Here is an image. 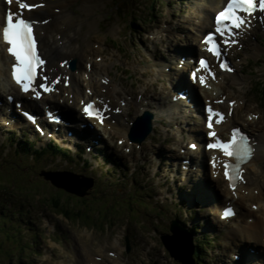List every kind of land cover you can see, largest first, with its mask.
Listing matches in <instances>:
<instances>
[{"label": "rangeland", "instance_id": "1", "mask_svg": "<svg viewBox=\"0 0 264 264\" xmlns=\"http://www.w3.org/2000/svg\"><path fill=\"white\" fill-rule=\"evenodd\" d=\"M50 1L53 2L54 0ZM161 1L162 4L159 0L152 3L150 0H75L68 8V12L70 11L77 19H81L85 22L83 23L80 21L81 29L78 32V41L82 44L85 38L91 40L92 52L87 51L86 53L92 57H103L104 62L107 63L104 69L99 68L100 63L95 59L94 81L96 82V91L100 95L109 98L112 104H114V99L105 95V91L99 88L97 80L99 79V75H107L111 81L116 82L122 89V92H119L117 96L130 104L132 103L131 107L129 106L130 119L135 115L134 99L136 95L142 89H146L148 88L147 86H149L148 78L141 76V72H143L147 66H158L160 64L158 60L163 56L169 57L165 53L167 48L174 49L175 51L179 45L187 47L188 43L193 41L191 34H187L189 26L185 23L187 22L189 13L191 14L194 9V0ZM163 2L165 3L164 5ZM180 4L186 8V11L180 18L173 19L170 10L174 12L175 7H179ZM169 5L172 7H169ZM149 6H152L151 10H148ZM152 13L153 17L149 20V16ZM164 16L165 19L170 18L172 21V28L176 29L177 32H174L168 39L160 42V35L162 33L161 28L165 29V26L161 25ZM134 19H136L137 22L134 27L130 28V22ZM180 24H183L182 29L177 28ZM89 26L93 29L88 30L90 28ZM129 29H132L133 32H130ZM135 30L137 32H135ZM165 30H167V28ZM253 37L254 35H252L248 41L253 39ZM112 44H114L115 48L112 47ZM250 44L252 45L246 46L245 50L242 49V51H239L240 58L238 61L234 62L240 67H243L244 60L248 59V55L250 56V53L253 52L251 48H255L256 43L253 45V43L250 42ZM174 53L175 52L172 54ZM253 61L254 62L251 63L249 60L251 64L248 65V68L245 70L243 68L240 71L237 70L240 77L237 82H233L231 78L232 75H225L224 77L221 76V83L218 82L217 86L218 89L221 90V95H224L228 90H233V92L237 93L241 98L240 109L238 112L234 111L232 113L234 119L246 114H256V116L259 115L258 120L255 123L247 121L249 127L264 129V99L258 96V91L256 92V87L253 83L254 79L258 80L264 78V52L257 56H253ZM251 68L256 71L255 76H247L248 69ZM159 69L162 70V67H159ZM186 80L185 77V81ZM158 87L159 86L156 88ZM150 88L151 89L146 91L147 98L151 97V90L154 89V85H151ZM156 90H154V95ZM259 99H261V101L258 103ZM68 110L74 111L73 108H68ZM194 121L195 120L192 119L190 124L198 127V121ZM22 123L21 118L14 127L20 125L30 127ZM122 123L124 125L126 122L122 121ZM7 129L8 127L0 129V137L5 135L6 131L4 130ZM24 135L29 136L30 139H35L34 134L29 128H27V133ZM98 136H101L100 139L104 142V144H101V150L104 152V156L106 157L111 154L113 159L117 161L115 162L107 156L105 166L107 169H110L112 173L107 177L106 182L101 183L97 190H95L96 183H94L93 190L89 196L84 198H76L66 192H64V194H66V197H64L60 192L58 196L61 200L64 199L63 203L65 206L63 207H67L65 212L69 216L68 218H63L60 210H58L62 209V207L54 208L51 205L54 204V202H51V204L48 203V198L50 199V197L52 198V196L57 195L55 192H57L58 189L51 186L48 181L39 177L38 186L41 187L39 192L42 195L36 193L38 195L37 197L31 196L33 200L32 203L26 202L22 207L28 212L31 211V216L34 221L33 225L28 226L27 232L29 233H26L28 236H22L16 240L8 239L5 232L10 231V235L13 236V229H9L10 226L7 227L5 223L2 222L7 220L5 218L6 216L2 219L0 218V264H8L11 260L16 264H81L86 256L85 252L100 255L95 251L100 248L104 249L105 252L114 251L119 254L122 253L121 264H178L169 257L165 249L160 246L161 244L159 245V233L147 223L148 227H146V229L137 230L136 233H134L135 228H138V226L140 227L142 223L141 221L138 223L139 209L150 215H156V211L151 206L138 202L132 194H130L131 199L129 203L125 201L128 194L127 188L130 186L133 178L138 180L143 186L153 184L159 187L167 198L173 200L175 210L182 220L187 223L189 219L191 225L198 227V233L194 235L195 241L198 242V237L201 236L205 228L212 233L211 243H213V248L210 249V244H207L210 251L207 254L208 256H205V258L209 259L208 263H213L214 259H225L229 257L227 252L230 244H228L229 241L225 236L231 231L230 224L232 222H219L217 218L218 208L221 205L219 202L224 198L222 185L219 186L215 184L214 181H208V179L205 178V182H207L209 186H212L215 191V193H212L213 196L210 202H207L205 205V202L195 200L194 189L190 187L194 186L193 181L195 180L192 178L186 184L181 181L180 184H175L171 176L176 175L172 170L170 171L169 178L153 177L156 171L160 172L162 176L169 170L170 163L166 160L168 159L171 161L174 156L178 155L177 151H175L177 149L176 144L182 140L186 143V139L178 140L179 134H176V137L172 139V143H165V137H161L159 134L157 136L154 135V138L152 137L153 141L149 140L140 146L141 152H138L139 149L134 148L131 157H128L124 155L125 152L123 154L122 151L119 150L120 148L118 145L111 144V141L106 139L107 134L104 129L101 130ZM169 137H172V135L167 136V138ZM113 142H115V139H113ZM33 145L40 148L46 144L40 140H36ZM66 146L65 144L64 148ZM8 147H11L13 150L14 144L9 141L0 145V152L1 150H4V153L7 152L6 149ZM61 147H63V145ZM69 147L72 148L71 146ZM10 152L12 151H9V154ZM145 154L149 156H147L146 161H144L143 157ZM85 156L89 155L86 153ZM97 157H99V155H97ZM71 158H67L64 155L61 156V158L52 156L50 162L53 164H51L50 167L60 170V167H64L67 164V160ZM87 158L94 163L96 174L99 175V167L100 165H104L105 160L97 159L96 156H89ZM69 161L72 162L73 160ZM162 162H165V165H163ZM113 173L120 176L125 175L127 178L124 181L113 180ZM147 179L150 180L147 181ZM141 180L147 183L144 185L141 183ZM44 185L50 187L46 188ZM104 187H108V192L105 194L101 193ZM168 188L169 192H167ZM48 192L51 193L45 195ZM147 192L152 193V188H148ZM199 192H202V190ZM68 196L73 197L72 201L67 198ZM110 196L120 199L111 198ZM139 197L140 196L137 195V198ZM15 198H17V196ZM80 200H83V203ZM145 200H147L148 203L153 202L151 198ZM5 201L6 202L1 201L0 211L2 212L5 211V207L7 208L9 204V200ZM65 202H71L72 204L66 205ZM156 203L160 205L163 204L161 195H158V201ZM166 205L168 204L166 203ZM166 215L169 216V213H163V217ZM121 221L128 224L124 225ZM252 221L254 222V216ZM117 222L118 225L116 226ZM155 228L161 229L159 224H156ZM125 230L130 231L127 234L129 235V240H132L136 234V237L131 242L128 253L125 252L124 248ZM31 235L35 236L34 249L40 251V253L38 255H31L28 260H21V258L27 259L29 252L27 250L21 251L18 249L19 246L16 243L23 244L24 241L31 242L32 239L29 237ZM242 235L245 234L242 233ZM182 236L185 239L184 235ZM241 238L243 243H245V237L243 236ZM156 239H158V241H155ZM245 246L249 248L248 245ZM28 247L30 248L31 245ZM11 250L15 251L12 253ZM10 254L20 255L21 258L17 257L16 259L11 258L8 260L7 256ZM252 258L253 260L250 261L251 264H259L257 257Z\"/></svg>", "mask_w": 264, "mask_h": 264}, {"label": "bare ground", "instance_id": "2", "mask_svg": "<svg viewBox=\"0 0 264 264\" xmlns=\"http://www.w3.org/2000/svg\"><path fill=\"white\" fill-rule=\"evenodd\" d=\"M75 0H54L53 2L50 0H28L29 3H33L36 5L31 10H24V14H30L32 15L37 23H35L36 27V35L39 40V48L43 55L47 58L48 63L46 65V69L43 71V75L47 76L48 78L54 75V77H59L60 82L55 83L54 89L50 90L48 92L41 91V95L39 98H36L34 95L33 97L38 99L39 102H30L26 100L27 96H22L17 91V85L15 82L10 78L9 76V68L10 64L12 63V58L7 54L5 46L0 42V97L3 98L6 94L10 93L12 91L14 95L16 96V99L19 100L21 105H23L26 108L32 107L36 104H39L43 106L44 104H50L51 100L54 99L55 95H58V101L61 111L67 112V109L65 108V105L67 103H71L75 108L79 107L78 103L81 100L90 99V92L86 91L85 94L82 93L81 88L83 85H85V89L89 88L92 89V86L94 85V61L89 58L87 51L92 52L91 50V40L89 39H83V43L80 44L78 41V32L80 31V21L85 23L81 19H77L76 16H74L70 11L68 12V8L74 3ZM46 2V4H45ZM220 0H196V10L193 17V21H191V18L188 20L189 25L191 26V29L198 32V29H207L210 26V20L209 18L212 16L213 13H215L219 8ZM2 2H0V16L3 14L4 6L1 7ZM11 7L15 8V4H13ZM55 11V12H54ZM44 17L50 18V21H47L44 19ZM0 24L2 22L0 21ZM250 25V24H249ZM252 25L246 28H242L240 32L242 34L246 33L248 28H250ZM90 27V26H89ZM93 28L90 27L88 30H92ZM251 30L250 32H252ZM172 30H168V34H171ZM247 35V34H246ZM197 38V37H195ZM200 46V44H199ZM259 49V47H258ZM200 53V51L198 52ZM77 60L78 61V67L75 71H71L70 69L67 70L66 63L61 64V60ZM173 59V57H172ZM87 60L83 67L81 65L82 61ZM178 60V59H177ZM89 62V63H88ZM100 65L99 68H105L107 66V63L104 62V58L100 57ZM62 65V66H60ZM166 66V65H165ZM236 66H238L236 64ZM235 66V67H236ZM175 75L179 78V81L183 83V87H188L190 85H187V83L183 80V71L174 69V71L170 75H165L166 80H171L175 77ZM67 77V86L63 82V78ZM106 76H100V78H104ZM88 78V79H87ZM164 78V79H165ZM237 76H235V73H233V82H236ZM98 83L100 87L106 90V94L109 96H112L113 99H117V93L120 92L121 88L116 82L112 81H105L101 85L100 81L98 80ZM173 84V81H172ZM174 85V84H173ZM217 85V84H216ZM216 85H213V87L210 90L204 91L203 98L204 99H214L216 101H224V104L236 107L235 110H238L239 105V99L238 94L234 93L232 90H229L227 94H224V97L221 95V90L218 91V88ZM174 87V86H173ZM170 88H172V85H170ZM84 89V91H85ZM167 88L161 89V93H164ZM95 91V90H93ZM193 91H195L193 89ZM96 92V91H95ZM155 95H158V92L156 91ZM193 96V94H190ZM196 96V94H195ZM166 98V97H164ZM162 98V102L159 101L155 105H153L151 102L146 103L145 101H140L138 103L134 102V105L136 106V112L140 113V107L148 108L155 116L156 119L162 118L164 116L165 112L172 111L177 112L173 117H169L170 119H175L177 116L181 121L187 120L190 114H197L198 116V109H201V106L196 108V111L192 110L191 113H186L184 110V106L181 104H168V102ZM195 97H193L194 99ZM197 98V96H196ZM117 104L115 106H120L119 114L118 116H106L104 115V119L106 122L105 128L106 133L109 134L108 137L111 139L112 137H117V135L122 136V139H126V131L127 129H120L118 125L120 124V118L125 116L128 108L129 103L126 104H119L120 98L117 99ZM104 103V101H102ZM149 105L151 107H149ZM166 106V108H165ZM196 106L198 104L196 103ZM71 114L76 112H70ZM69 114V113H68ZM77 114V113H76ZM70 115V114H69ZM79 115V114H77ZM73 117L72 115H70ZM14 117V116H13ZM13 117L6 116L0 109V120L5 121H11ZM199 118H202L199 115ZM85 119V117H84ZM115 120L114 123L112 120ZM89 124L90 121L88 119H85ZM233 120L230 119L228 123L221 126V130H228L231 128L233 124ZM16 122L9 123V125H14ZM85 130V129H84ZM86 131V130H85ZM93 133L97 136L100 135L96 129H93ZM203 131V128L198 127L197 129V138H199L200 141L203 140V137H201V132ZM256 134H252V137L254 138L253 146L255 147L254 150V156L253 158L243 167V170L245 169V172L243 173L242 178L240 179L238 185L235 187V189L232 192V196H238L237 200H235L233 197L230 196L229 191L226 188V185L224 187V191L227 193L226 195V202H230L231 204L235 205L237 208V211H241L243 209L244 202H249L250 206L252 204L255 205V207H258V213L262 214L259 217H256L255 222L252 225H246V226H240L239 228L232 230V232L228 233V244H234V250L232 251L230 248L229 254L232 257L235 252L238 251H244L243 246L244 243H241V237L237 231L240 230L241 233L245 234V243L248 242L251 245V248L255 247L256 250L259 252L261 260H264V243L261 241L262 233H263V226H264V132L257 131ZM101 137V136H100ZM188 138L190 139V136L188 135ZM199 143V141H197ZM182 148V147H179ZM188 156H195L197 159H201L203 167H197L194 163H190L189 161H186L183 157H176L179 161L185 163L189 167H192L194 170H198L199 173H205L208 175V165L206 164L207 159L212 153H206L204 151L198 150V148L194 152H185ZM193 165V166H191ZM196 167V168H194ZM243 172V171H242ZM191 178H194L193 183L194 186V192L197 193V198L200 199L199 191L202 189V196L201 200L205 201V205L207 202H210L212 199V192L215 193L212 186L207 185L204 179H201L199 176H193L191 174ZM207 175H204V177L211 181L210 178H208ZM204 180V182H203ZM257 191L255 194L253 191ZM204 191V192H203ZM210 198H208V197ZM209 200V201H206ZM240 200V201H238ZM221 206H219V209L224 207L223 200L220 201ZM258 205V206H257ZM242 215V213H241ZM247 215L255 216L254 213L249 210L247 212ZM243 218L242 220L244 219ZM257 216V215H256ZM262 218V219H261ZM234 220V219H233ZM232 220V221H233ZM251 229V230H249ZM210 232V231H208ZM96 252H98L102 259L99 260L95 256H91L89 252L86 253V257L83 260L88 261V263L93 264H121L119 260V256L116 258L107 257L104 254L103 249H99ZM89 255V256H88ZM244 260V259H243ZM245 261L239 264H244Z\"/></svg>", "mask_w": 264, "mask_h": 264}, {"label": "snow or ice", "instance_id": "3", "mask_svg": "<svg viewBox=\"0 0 264 264\" xmlns=\"http://www.w3.org/2000/svg\"><path fill=\"white\" fill-rule=\"evenodd\" d=\"M8 7L3 13V21L0 24V42L6 48L7 54L12 58L11 63V77L19 90L23 93L34 95L39 98L41 91L48 92L52 90L51 86L60 82L59 77L51 80L44 76L39 69L45 65V61L38 54L37 42L34 37L33 27L37 21L25 18L23 15L24 10H31L36 7L35 4L29 3L28 0H0ZM15 4V8L11 7ZM264 13V0H226V5L221 11L215 13V34L219 40L214 38L213 34L209 32L203 37V43L207 46L206 50L214 56L219 54V43L222 41L225 45L236 43L235 34L238 30L244 27H249L246 16L250 17L254 12ZM199 64L207 68V64L203 58L199 60ZM222 68L227 71H232L226 65L221 64ZM209 75L211 72L209 71ZM63 82L67 83V77L63 78ZM200 83L204 84V77H200ZM11 100V97H8ZM19 107V105H17ZM93 105L86 104L83 111L92 115ZM212 113V110H208ZM29 120L33 117L27 112H23ZM213 115L217 118L216 123L220 122L221 114L213 113L208 117L209 121L213 119ZM211 128V124L208 125ZM209 137H214L212 131L208 132ZM247 138L239 133L238 129H232V139L227 142H222L216 139L215 143L207 144V148H219L227 157L235 156L238 164L247 160L251 154V148L247 146ZM193 149L195 144L189 145ZM225 177L229 176V165L225 163ZM233 185L230 183V187ZM222 215L228 217L232 215V209L225 207Z\"/></svg>", "mask_w": 264, "mask_h": 264}, {"label": "water", "instance_id": "4", "mask_svg": "<svg viewBox=\"0 0 264 264\" xmlns=\"http://www.w3.org/2000/svg\"><path fill=\"white\" fill-rule=\"evenodd\" d=\"M71 69L75 67V61L69 63ZM140 120H137L134 124L133 131L137 128H141L144 131L148 129V125H143L140 123ZM46 179L51 180V183L57 188H62L65 191L75 194L77 196H84L86 191L91 187L92 181L86 180H76L74 182L70 177H57L55 174H44ZM171 231L172 236L166 235L161 238L162 243L165 248L168 250L171 256H173L177 261L188 264L193 252V246L190 239L185 234V239L180 233L179 229L175 227V224L172 223ZM184 234V233H183ZM188 245H187V244Z\"/></svg>", "mask_w": 264, "mask_h": 264}, {"label": "trees", "instance_id": "5", "mask_svg": "<svg viewBox=\"0 0 264 264\" xmlns=\"http://www.w3.org/2000/svg\"><path fill=\"white\" fill-rule=\"evenodd\" d=\"M34 153L36 154V151H35ZM31 155H32V154H31ZM3 168H5V165H4V166H1V167H0V170L3 169ZM17 176L20 177V176H24V175L21 174V173H19V174H17ZM13 178H14V177H12V178H11V177H8L7 180H8V181H13ZM2 192H5V191L2 190V189H0V193H2Z\"/></svg>", "mask_w": 264, "mask_h": 264}]
</instances>
